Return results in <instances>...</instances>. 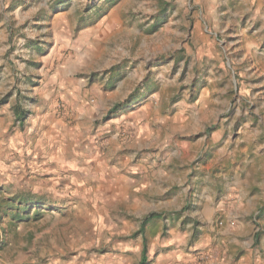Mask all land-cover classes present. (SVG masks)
<instances>
[{"label": "rangeland", "instance_id": "374dc122", "mask_svg": "<svg viewBox=\"0 0 264 264\" xmlns=\"http://www.w3.org/2000/svg\"><path fill=\"white\" fill-rule=\"evenodd\" d=\"M0 264H264V0H0Z\"/></svg>", "mask_w": 264, "mask_h": 264}, {"label": "trees", "instance_id": "16d2710c", "mask_svg": "<svg viewBox=\"0 0 264 264\" xmlns=\"http://www.w3.org/2000/svg\"><path fill=\"white\" fill-rule=\"evenodd\" d=\"M144 224H145V222L142 223V225H144ZM144 252H145V249H144V247H143L142 253H144Z\"/></svg>", "mask_w": 264, "mask_h": 264}]
</instances>
